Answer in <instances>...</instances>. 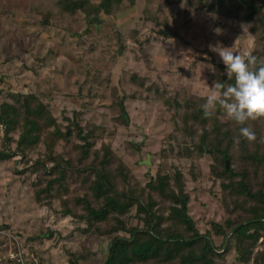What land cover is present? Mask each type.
<instances>
[{"label":"rangeland","instance_id":"rangeland-1","mask_svg":"<svg viewBox=\"0 0 264 264\" xmlns=\"http://www.w3.org/2000/svg\"><path fill=\"white\" fill-rule=\"evenodd\" d=\"M197 1L137 0L134 7L127 3L116 16L97 17L99 22L89 26L82 14L62 15L57 0H0V88L39 94L61 124H66L64 117L78 112L83 125L106 127L105 142L143 183L159 165L165 172H171L173 165L179 167L187 179L190 213L200 232L206 233L212 222L224 223L230 217L222 202L220 184L210 175L211 152L195 162L201 171L196 182L189 175L188 159H161V151L169 149L168 136L175 129L173 113L130 80L132 73H138L148 78V85L165 84L172 93L187 88L195 96L207 97L214 84L213 63L224 64L210 46L253 53L255 38L244 24L206 13L198 8ZM47 13L52 17L44 24L43 15ZM161 30L176 36L165 39L159 35ZM131 31L138 32L142 46L130 37ZM114 88L136 97L126 101L127 126L116 122L119 109L112 106ZM142 142V153L129 147L130 143ZM100 145L98 142L97 148ZM44 150L41 145L25 163L21 157L0 163V224L10 227L0 230V243L4 241L0 244V262L11 259L20 264H66L67 249L80 252L83 264H103L109 237L82 235L77 226H84L77 219L60 216L57 201L52 208L35 202L31 181L23 171L26 163L32 164ZM49 232H53V238L40 239ZM213 239L216 246L224 242L215 235ZM235 258L231 249L217 264H238Z\"/></svg>","mask_w":264,"mask_h":264},{"label":"trees","instance_id":"trees-1","mask_svg":"<svg viewBox=\"0 0 264 264\" xmlns=\"http://www.w3.org/2000/svg\"><path fill=\"white\" fill-rule=\"evenodd\" d=\"M136 2L57 0V5L62 15L82 14L91 26L92 18L116 16L125 10L127 3L132 8ZM197 3L206 13L244 24L255 38L252 55L264 57V0H198ZM51 17V13L43 15L44 24ZM137 34L131 31L130 37L142 46ZM159 35L165 39L176 36L168 30L159 31ZM117 38L122 51L124 45L119 33ZM213 69V82L233 83L224 64L214 62ZM130 80L173 113L175 129L168 136L169 149L161 151V159L172 156L188 159L189 175L196 182L201 171L195 162L210 150L213 160L210 175L220 184L223 205L230 213L224 223L212 222L211 230L201 233L190 213L187 179L179 167L173 165L171 172H165L159 165L155 174L147 175L143 183L105 142L106 127L83 125L78 112L64 117L66 124H61L39 94L0 88V122L5 126L0 163L17 157L25 163L43 145L44 153L32 164L26 163L23 171L31 181L35 202L40 207L52 208L57 201L61 206L60 216L77 219L84 226H77L82 235L89 237L95 233L109 237L103 264H217L231 249L235 250L238 264H264V118L248 122L247 126L257 136L250 143L240 136L241 126L221 110L211 118L203 117L201 105L207 97L195 96L187 88L172 93L165 84L148 85V78L138 73H132ZM111 97L112 106L119 109L116 122L127 126L126 101L136 97L120 94L115 88ZM237 138L239 143L235 142ZM129 147L137 154L142 153L143 142L130 143ZM150 160L148 157L149 166ZM260 176L262 182L258 183ZM4 229L10 227L0 224V230ZM213 235L223 238L221 246H216ZM42 238H53V232L41 235ZM65 253L66 264H83L80 252L65 249ZM0 264L20 263L9 259Z\"/></svg>","mask_w":264,"mask_h":264},{"label":"clouds","instance_id":"clouds-1","mask_svg":"<svg viewBox=\"0 0 264 264\" xmlns=\"http://www.w3.org/2000/svg\"><path fill=\"white\" fill-rule=\"evenodd\" d=\"M233 48L210 46L226 66L228 79L233 83L214 82L201 108L205 119L221 110L229 120L241 126L240 136L251 143L257 136L247 126L248 122L264 118V57L247 51L237 53ZM235 142L239 143V138Z\"/></svg>","mask_w":264,"mask_h":264},{"label":"built area","instance_id":"built-area-1","mask_svg":"<svg viewBox=\"0 0 264 264\" xmlns=\"http://www.w3.org/2000/svg\"><path fill=\"white\" fill-rule=\"evenodd\" d=\"M4 135H5V126L0 122V144L2 142Z\"/></svg>","mask_w":264,"mask_h":264},{"label":"water","instance_id":"water-1","mask_svg":"<svg viewBox=\"0 0 264 264\" xmlns=\"http://www.w3.org/2000/svg\"><path fill=\"white\" fill-rule=\"evenodd\" d=\"M98 22H99V19L97 17H94V18L91 19V23H98ZM226 166H227V168H229V162L228 161L226 162Z\"/></svg>","mask_w":264,"mask_h":264}]
</instances>
